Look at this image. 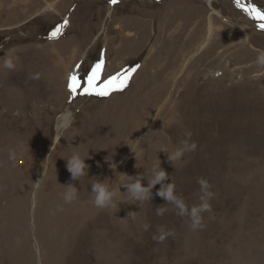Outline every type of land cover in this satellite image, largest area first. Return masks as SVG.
<instances>
[{"label":"rangeland","instance_id":"374dc122","mask_svg":"<svg viewBox=\"0 0 264 264\" xmlns=\"http://www.w3.org/2000/svg\"><path fill=\"white\" fill-rule=\"evenodd\" d=\"M250 7L264 0H0V264H264V31ZM100 61L97 91L119 73L127 86L70 95V73L83 93ZM185 140L195 150L169 160ZM73 153L88 166L76 179ZM156 165L168 178L132 199L124 185L148 186ZM200 179L211 211L193 230L158 193L174 184L190 210ZM97 182L112 207L95 206Z\"/></svg>","mask_w":264,"mask_h":264},{"label":"clouds","instance_id":"9594fccd","mask_svg":"<svg viewBox=\"0 0 264 264\" xmlns=\"http://www.w3.org/2000/svg\"><path fill=\"white\" fill-rule=\"evenodd\" d=\"M259 63L264 64V55L259 57ZM3 67L7 69L14 68V63L11 58H7L4 60ZM73 113L70 110H65L64 112L58 114L56 117L57 128L58 130H66L73 123ZM190 133L187 136L190 138ZM59 140V137H57ZM196 148L195 143L189 144L187 140L181 142V146L177 148L169 157L171 159H180L185 151H194ZM11 159H15L14 155L10 154ZM67 168L72 174V178L76 179L82 175H85V169L88 167L81 158L79 153H73L68 159ZM155 175L151 180L148 186H144L139 178H137L135 183L125 184L128 193L132 199L137 201H144L149 198L150 188L155 186L156 183L164 181L168 178L167 173L156 165L153 169ZM198 183L201 186V191L203 195L201 196V203L198 206H193L189 210L184 201L175 195V186L172 183H169L166 189L160 191L158 194L163 197L167 202H170L175 205L178 209V214L180 216L189 215L191 219V228L196 230L201 227L202 224V216L203 212H210L211 206L209 204V200L212 197V193L208 191L209 185L207 181L200 179ZM37 187H39V182H36ZM67 191L64 194L65 203H71L76 198V189L71 185L66 186ZM92 191L95 193L94 204L99 208L112 207L113 199L116 195V192L109 190L108 186L104 183H94L92 186ZM157 214H162L159 210ZM147 225H145V229H147ZM160 231V235L158 237H154L158 242H162L167 235H171V232H165L163 229H158Z\"/></svg>","mask_w":264,"mask_h":264},{"label":"snow or ice","instance_id":"6c2138e0","mask_svg":"<svg viewBox=\"0 0 264 264\" xmlns=\"http://www.w3.org/2000/svg\"><path fill=\"white\" fill-rule=\"evenodd\" d=\"M111 3L115 4L117 3V0H110ZM246 11V13L254 20L258 22V27L260 30L264 31V11H261L255 7L245 8L243 9ZM66 23V22H65ZM60 32V28L57 27L56 30L52 33V37L55 38L57 36V33ZM102 64L103 61L97 62L91 69V74L88 76L87 84L88 87L84 89L83 93H79V89L77 86L78 77L75 74V72L70 73L68 78L67 87L69 90L70 95L72 93L77 94H98V95H108L110 94V90H122L120 88H117L116 85L119 83L120 85H123L126 87L125 81L120 79V76L123 75V73L116 74L112 77H110L106 82H104V87L100 89L99 91L96 90L94 87L97 77L102 72Z\"/></svg>","mask_w":264,"mask_h":264},{"label":"bare ground","instance_id":"6f19581e","mask_svg":"<svg viewBox=\"0 0 264 264\" xmlns=\"http://www.w3.org/2000/svg\"><path fill=\"white\" fill-rule=\"evenodd\" d=\"M217 15H218V13L217 12H215ZM212 29H213V27L211 28V27H209V35H211V31H212ZM53 40V39H52ZM48 41H50V39H48ZM218 130V129H217Z\"/></svg>","mask_w":264,"mask_h":264},{"label":"water","instance_id":"95a60500","mask_svg":"<svg viewBox=\"0 0 264 264\" xmlns=\"http://www.w3.org/2000/svg\"><path fill=\"white\" fill-rule=\"evenodd\" d=\"M57 37V36H56ZM49 39H51V38H49Z\"/></svg>","mask_w":264,"mask_h":264},{"label":"built area","instance_id":"2783aa9c","mask_svg":"<svg viewBox=\"0 0 264 264\" xmlns=\"http://www.w3.org/2000/svg\"><path fill=\"white\" fill-rule=\"evenodd\" d=\"M219 75H220V73H219Z\"/></svg>","mask_w":264,"mask_h":264}]
</instances>
